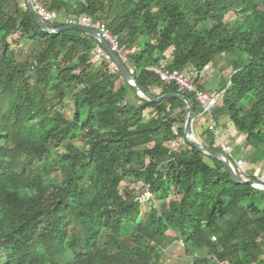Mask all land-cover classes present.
<instances>
[{"label": "trees", "instance_id": "16d2710c", "mask_svg": "<svg viewBox=\"0 0 264 264\" xmlns=\"http://www.w3.org/2000/svg\"><path fill=\"white\" fill-rule=\"evenodd\" d=\"M40 2L63 20L88 15L121 48L135 47L127 65L156 96L179 91L150 69L168 55L170 69L200 72L218 55H238L223 102L250 162H264V0ZM98 44L76 29L44 32L26 0H0V264H163L172 240L194 264H264V189L236 182L188 143L187 103L142 97L111 59H98ZM148 110L155 116L146 119ZM178 136L186 145L169 154L164 143ZM127 180L159 201L143 222Z\"/></svg>", "mask_w": 264, "mask_h": 264}, {"label": "built area", "instance_id": "2783aa9c", "mask_svg": "<svg viewBox=\"0 0 264 264\" xmlns=\"http://www.w3.org/2000/svg\"><path fill=\"white\" fill-rule=\"evenodd\" d=\"M34 4L36 5L37 10L44 18V20L48 23L58 24L60 21V17L56 11L48 10L40 0H33ZM63 25H85L94 28H98L102 34V36L111 44V46L120 54L122 59L128 64L129 63V56H131L136 48H121L119 37L111 33V31L105 26L104 23L98 22L94 20L92 17L88 15H83L81 17H68L64 22ZM94 53L97 57H104L108 58L106 51L99 43ZM131 71L134 73L135 67H130ZM150 69L159 77L160 81L166 84L175 83L177 84L179 91L189 92L194 95L197 102L200 104L202 108V112L204 114L210 113L211 109L218 103L221 95H217L214 92H210L202 88L199 84V79L201 72L196 69L193 65H188L182 69H170L169 62L166 60H161L158 64L153 65ZM213 122V120H210ZM174 134L178 135L179 126L174 125L172 127ZM167 147L169 154H173L179 151L181 148L185 147L186 141L185 138L178 136L175 139L169 140L164 143ZM224 152L232 158L231 148L230 146L223 145ZM234 165L239 169L241 174L246 177L250 178L247 174V164L243 157H235L233 158ZM257 180L264 181V174H260L257 176ZM257 189H263V186H255Z\"/></svg>", "mask_w": 264, "mask_h": 264}, {"label": "crops", "instance_id": "0c3cea01", "mask_svg": "<svg viewBox=\"0 0 264 264\" xmlns=\"http://www.w3.org/2000/svg\"><path fill=\"white\" fill-rule=\"evenodd\" d=\"M229 55L230 54L218 55L212 63L201 72L199 79L200 86L207 91L221 95V97L218 103L211 109L210 113L204 114L201 111L196 114L194 131L196 136L206 145L212 143L215 147L219 148H223V145L232 146L231 152L233 153V148L237 150V155L235 157H243L247 164V172L251 173L253 172V163L250 162V152L253 150L243 145V134L235 129L231 122L228 109L223 102L224 91H221V89L231 78L233 73L232 62L235 59L230 58ZM169 60L170 55H168L167 61L169 62ZM129 98H133V96L130 95ZM180 112L181 110L178 109L176 114L178 115ZM153 116H155L154 110L145 112L146 119ZM210 120H213V122Z\"/></svg>", "mask_w": 264, "mask_h": 264}, {"label": "water", "instance_id": "95a60500", "mask_svg": "<svg viewBox=\"0 0 264 264\" xmlns=\"http://www.w3.org/2000/svg\"><path fill=\"white\" fill-rule=\"evenodd\" d=\"M26 2L35 18L36 23L40 26L42 31L47 33H58L63 30L76 29L97 39L98 42L102 45V47L106 51V54L108 55L109 59L113 61L117 70L121 74V77L124 80V82L129 84L133 88V90L142 97H145L150 101H162L165 99H172V98H180L184 100L187 103V108H188V114L184 129L187 142L193 145L202 153L222 161L226 166V168L230 171L236 182L250 184L254 187L261 185L263 186L264 189V181H259L257 179L254 180L251 178L244 177L239 171V169L235 167L234 161L224 152L223 149L207 146L200 139H198L194 131V122L196 120L195 106H194V102L187 95L181 93L180 91L168 92L162 96H156L152 94L150 91H148L147 89L143 88L138 84L133 72L128 67L127 63L122 59L120 54L116 52V50L111 46V44L102 36L98 28L85 26V25H64L60 27H52L41 16L33 0H26Z\"/></svg>", "mask_w": 264, "mask_h": 264}, {"label": "rangeland", "instance_id": "374dc122", "mask_svg": "<svg viewBox=\"0 0 264 264\" xmlns=\"http://www.w3.org/2000/svg\"><path fill=\"white\" fill-rule=\"evenodd\" d=\"M237 18H238V12L233 11V12H230L229 14H227V16L225 18V22L226 23L234 22L237 20ZM66 19L63 20L60 18V21L57 25L63 24V22ZM20 47H22V46H20ZM20 47L18 45H14V48H18V50ZM237 56L238 55H236V54H230L229 55L230 58H235V59L237 58ZM98 59L101 60L102 58H98ZM62 109L64 110L67 117L70 118L73 115V102H72L71 96H69L66 99L65 104L62 106ZM243 137H244L243 145L245 147H248L249 145L245 141V138L247 137L246 134H243ZM198 139H200V138L198 137ZM240 147H242V146H240ZM230 148H232V146H230ZM232 151H233V153L231 152V154H232V158H233L234 155H236L237 150L233 148ZM46 159L49 161H53L54 155L51 154ZM252 168H253V172H251V173L247 172L248 176L257 177L260 174H264V162L263 161L253 163ZM121 186L123 189L127 186H131L132 188H135L138 192V195L141 198V202H142L141 210H142V212H141V216L139 217L138 222H143L147 218V215H148L150 209L152 208V206H158L159 205V201L153 196L152 193H150L147 190L146 187H144V185L141 181L130 183L127 180V181L122 182ZM170 234H171L170 236H174L172 232H170ZM123 242H124V238H122V240H121V243H123ZM160 260L162 261L163 264H194V261L197 260V258L195 259L194 256H190V255L186 254L185 249H184V245L181 241L172 240L170 242L164 243L163 251H162Z\"/></svg>", "mask_w": 264, "mask_h": 264}]
</instances>
